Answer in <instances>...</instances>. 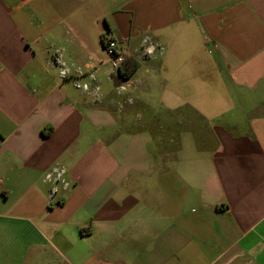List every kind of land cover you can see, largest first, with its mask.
I'll use <instances>...</instances> for the list:
<instances>
[{
    "label": "crops",
    "instance_id": "obj_1",
    "mask_svg": "<svg viewBox=\"0 0 264 264\" xmlns=\"http://www.w3.org/2000/svg\"><path fill=\"white\" fill-rule=\"evenodd\" d=\"M0 264H264V0H0Z\"/></svg>",
    "mask_w": 264,
    "mask_h": 264
},
{
    "label": "built area",
    "instance_id": "obj_2",
    "mask_svg": "<svg viewBox=\"0 0 264 264\" xmlns=\"http://www.w3.org/2000/svg\"><path fill=\"white\" fill-rule=\"evenodd\" d=\"M147 44V39L143 40V44ZM103 50L109 59V63L113 69H118L122 63V54L118 51V45L114 40H105L103 44ZM146 54H151L152 47L146 49ZM51 63L58 70V78L61 81H71L74 89L82 93L84 96L90 98L93 102H96L100 98V88L98 85H90L95 82L93 75L84 74V72L76 68L71 70L68 68L58 56H53ZM86 78L84 81L80 79ZM122 90L123 87H120ZM44 182L49 186L48 200L55 201L59 204V191L66 190L69 187V183L66 179V171L60 166H53L45 175Z\"/></svg>",
    "mask_w": 264,
    "mask_h": 264
},
{
    "label": "trees",
    "instance_id": "obj_3",
    "mask_svg": "<svg viewBox=\"0 0 264 264\" xmlns=\"http://www.w3.org/2000/svg\"><path fill=\"white\" fill-rule=\"evenodd\" d=\"M122 63L117 71V78L121 81L127 80L137 67V63L129 56L122 54Z\"/></svg>",
    "mask_w": 264,
    "mask_h": 264
},
{
    "label": "rangeland",
    "instance_id": "obj_4",
    "mask_svg": "<svg viewBox=\"0 0 264 264\" xmlns=\"http://www.w3.org/2000/svg\"><path fill=\"white\" fill-rule=\"evenodd\" d=\"M90 99V98H89Z\"/></svg>",
    "mask_w": 264,
    "mask_h": 264
}]
</instances>
